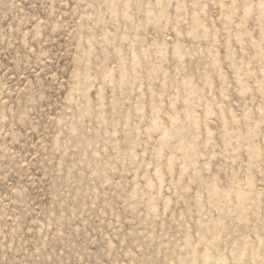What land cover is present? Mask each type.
Segmentation results:
<instances>
[{"label":"rangeland","instance_id":"374dc122","mask_svg":"<svg viewBox=\"0 0 264 264\" xmlns=\"http://www.w3.org/2000/svg\"><path fill=\"white\" fill-rule=\"evenodd\" d=\"M0 264H264V0H0Z\"/></svg>","mask_w":264,"mask_h":264}]
</instances>
